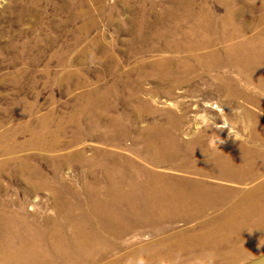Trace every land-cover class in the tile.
I'll return each mask as SVG.
<instances>
[{
  "label": "rangeland",
  "instance_id": "obj_1",
  "mask_svg": "<svg viewBox=\"0 0 264 264\" xmlns=\"http://www.w3.org/2000/svg\"><path fill=\"white\" fill-rule=\"evenodd\" d=\"M263 183L264 0H0L2 248L71 264L89 233L108 264H250L264 212L220 216ZM184 190L227 201L157 242Z\"/></svg>",
  "mask_w": 264,
  "mask_h": 264
},
{
  "label": "bare ground",
  "instance_id": "obj_2",
  "mask_svg": "<svg viewBox=\"0 0 264 264\" xmlns=\"http://www.w3.org/2000/svg\"><path fill=\"white\" fill-rule=\"evenodd\" d=\"M260 173L261 171H259L257 175H259ZM263 189H264V183L261 184L259 187H256L255 189H251V190L232 189V193L229 196H234L235 197L234 201L226 202L227 201L226 199L219 200V204L215 201H211V202L205 201L202 198L196 199L193 195L188 194L186 190H184L183 192H180L176 195L177 200L175 202H174L175 199L173 198L174 196L171 197L167 201V205L169 206L168 208L169 209L172 208V211H170L171 216L165 217L164 212L162 211V210H165V208L163 209L158 208L159 211L157 210L156 216H158L160 220L166 221L167 224H164L157 229V231L160 232V234L163 233V236H160L159 238H157L156 241L160 242L161 240V242H164V239H163L164 237H167L168 235H171V236L176 235V233L173 231L180 229V228H177L179 227L178 222L183 221V222L188 223V221L196 220L206 215L209 209H212V208L218 209L219 205H222L224 202H226L224 203V205L226 204L227 206L229 204L230 205L221 214L220 217L222 220H231V222L233 223L234 229L236 230V232H238V230L243 229L244 226H240L238 222H236V220L239 219V220L247 221L251 219L250 215H253L256 213L262 216V212L264 211L255 209L254 205L255 203L259 204L260 202H264V193L262 192ZM166 199L167 198H165L164 200L166 201ZM241 202H245L242 204L243 206H239ZM2 217H3V214L0 213V218ZM260 222L261 221L259 220L258 223L262 225V223ZM203 224H204V221H197V223L192 224V226L187 229H196L199 227L202 228ZM251 224L256 225V223H252V221H249V223H247V225H251ZM230 228L233 229L232 227ZM187 229L183 228L180 232L182 233ZM211 231L212 230H209V232L206 233V235L210 238L206 239L204 235L203 236L199 235V237L195 238L194 242L190 245L194 247H198V246L202 247L205 245H211V246L216 245L217 243L214 242L213 239L211 238H216L217 236L212 235ZM93 238L94 237L91 236V234L89 233L83 234L82 238L80 239V242L76 245L77 250L74 253L70 252L71 255L68 257H65L67 261H69L70 263L71 262L73 263V261L78 260L77 255L78 253H80V250L86 249L87 251L86 250L85 251L88 252L87 258L84 260V262L80 260L79 263L82 262V264H89L93 262V263L108 264L109 261L106 260L105 262L104 260L108 252L107 248H105L104 245H101L100 249H97L96 245L94 244ZM19 244L21 246L20 251H17V250L10 251L9 249L2 248V244L0 243V264H23V262H25V264H30V262L28 263L27 261H24L25 257L22 254L24 247H25L24 246L25 242H20ZM257 244L258 243L250 245L251 249L249 251H251V254L250 253L248 255L243 254L244 255L243 258L245 260H247L248 257H253V255H257L255 257L261 256L259 259H257L256 261L250 264H264V256H263L264 255V240L261 241V244H262L261 247ZM147 245H152V244H147ZM258 249H262V250H259V252L253 253V251H257ZM33 263L36 264L35 262ZM42 264H56V263L50 259H47Z\"/></svg>",
  "mask_w": 264,
  "mask_h": 264
}]
</instances>
